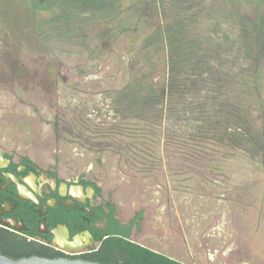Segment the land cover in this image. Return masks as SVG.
<instances>
[{
  "label": "rangeland",
  "instance_id": "obj_1",
  "mask_svg": "<svg viewBox=\"0 0 264 264\" xmlns=\"http://www.w3.org/2000/svg\"><path fill=\"white\" fill-rule=\"evenodd\" d=\"M257 14L264 35V0H50L40 6L0 0V142L67 177L74 145L56 125L75 87L101 97L126 86L137 93L145 83L159 89L162 65L151 63L164 53L144 46L154 31L181 15L231 53L223 37L231 42L248 31L254 44ZM259 53L264 56V39ZM247 61L251 73L264 70L262 58ZM262 84L256 106L264 121ZM172 165L169 160L149 177L112 164L104 169V193L119 219L144 213L132 239L188 264H264V166L238 168L222 202L176 194Z\"/></svg>",
  "mask_w": 264,
  "mask_h": 264
},
{
  "label": "trees",
  "instance_id": "obj_2",
  "mask_svg": "<svg viewBox=\"0 0 264 264\" xmlns=\"http://www.w3.org/2000/svg\"><path fill=\"white\" fill-rule=\"evenodd\" d=\"M30 1L40 6L50 0ZM182 18H172L144 44L146 49L158 48L164 53L163 60L151 63L162 65L159 89L145 83L137 93L126 86L101 97L99 93L83 94L74 86L76 94L63 103L72 111L75 134H84L78 131L80 127L88 132L96 118L111 117L101 131L90 127L89 150L115 152L123 158L122 166L140 177L153 176L171 160L174 173L170 176L179 179L176 194L187 193L192 201L204 196L225 202L238 168L264 166V121L256 106L264 70L251 73L246 66L248 59L255 63L264 60L259 53L260 39H264L262 18L258 15L254 24V44L247 39L248 31H240L241 37L231 42L223 37L234 48L231 53L221 52V43H214ZM24 162L31 164L28 158ZM52 170L51 175L56 176ZM98 210V224L87 227L95 246L62 257L100 264H188L132 239L141 230L143 211L125 222L117 218L111 202ZM29 250L23 238L0 229L1 255L17 260L31 257Z\"/></svg>",
  "mask_w": 264,
  "mask_h": 264
},
{
  "label": "flooded vegetation",
  "instance_id": "obj_3",
  "mask_svg": "<svg viewBox=\"0 0 264 264\" xmlns=\"http://www.w3.org/2000/svg\"><path fill=\"white\" fill-rule=\"evenodd\" d=\"M65 113L69 116L58 117L56 131L64 134L68 146L74 145L67 177L60 176L55 167L40 168L29 156L0 142V229L23 238L31 247V257H72L76 256L74 249L84 247V251L95 246L87 227L98 224V208L111 202L110 193H104L103 171L108 164L121 169L123 163L115 152L105 154L86 147L89 135H93L90 127L101 131L111 117L96 118L88 132L80 127L78 131L84 134H75L77 124L70 121L72 111L66 107ZM90 166L98 170H90ZM125 168L128 170V166ZM52 169L56 176L51 175ZM111 204L119 219L117 206Z\"/></svg>",
  "mask_w": 264,
  "mask_h": 264
},
{
  "label": "water",
  "instance_id": "obj_4",
  "mask_svg": "<svg viewBox=\"0 0 264 264\" xmlns=\"http://www.w3.org/2000/svg\"><path fill=\"white\" fill-rule=\"evenodd\" d=\"M86 235H88L86 233ZM84 247L74 249V251H82ZM0 264H100L95 262L83 261L81 259H67V258H40V257H28L21 259H11L0 254Z\"/></svg>",
  "mask_w": 264,
  "mask_h": 264
},
{
  "label": "built area",
  "instance_id": "obj_5",
  "mask_svg": "<svg viewBox=\"0 0 264 264\" xmlns=\"http://www.w3.org/2000/svg\"><path fill=\"white\" fill-rule=\"evenodd\" d=\"M84 252H86V250H84V251H78V252H75V253H73V254H75V255H79V254L84 253Z\"/></svg>",
  "mask_w": 264,
  "mask_h": 264
}]
</instances>
